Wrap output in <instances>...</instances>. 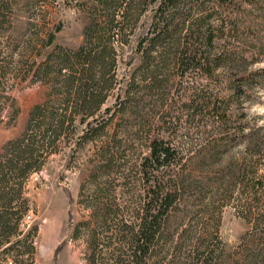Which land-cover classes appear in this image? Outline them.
Listing matches in <instances>:
<instances>
[{
    "label": "trees",
    "instance_id": "16d2710c",
    "mask_svg": "<svg viewBox=\"0 0 264 264\" xmlns=\"http://www.w3.org/2000/svg\"><path fill=\"white\" fill-rule=\"evenodd\" d=\"M32 1L24 5L20 0H0V90L9 77L24 80L29 75L49 89L31 108L22 134L7 141L0 152V264L34 263L39 227L26 228V216L33 210L26 182L59 152L61 138L79 131L77 138L85 143L102 142L112 119L126 113L138 118L139 106L150 107L157 127L155 134L145 131L148 152L130 167H136L143 194L138 195L131 221L125 216L128 207L118 206L108 188L94 190L90 222L95 227L88 235V262L218 264L222 250L214 253L211 247L219 238L216 228L212 232L201 221L195 231L191 220L214 189L225 187L231 197L236 189L234 198L240 204L241 196H255V189L264 186L258 168L220 163L222 154L237 143H244L246 151L256 150L247 103L254 85L264 82V66L250 67L264 62V0H141L143 7L136 0H65L88 15L76 50L56 45L61 25L44 35L35 28H44L45 11L41 0L34 1L39 7ZM155 1L145 34L134 45L139 63L121 81L119 53L134 36L146 4ZM257 25H263V41L246 47L242 35L255 32ZM48 47L53 48L45 50ZM117 85L114 107L105 108V119L102 106ZM174 85H185L186 91L174 99L173 116L160 113ZM4 108L0 104V114ZM183 116L197 132L185 133L182 145L159 134L164 123ZM138 126L144 128L143 123ZM111 137L113 143L101 150V167L107 172L126 152L117 129ZM68 198L71 203L69 193ZM201 212L207 220L215 213L207 208ZM254 216V230L245 236L247 247L237 252L236 264H264V212Z\"/></svg>",
    "mask_w": 264,
    "mask_h": 264
},
{
    "label": "rangeland",
    "instance_id": "374dc122",
    "mask_svg": "<svg viewBox=\"0 0 264 264\" xmlns=\"http://www.w3.org/2000/svg\"><path fill=\"white\" fill-rule=\"evenodd\" d=\"M24 5L29 4L30 0H20ZM35 1V0H34ZM32 1L31 5H36ZM43 1V2H41ZM40 7L44 10V28L37 26L42 35L47 30H54L58 25L62 29L56 33L55 43L64 48L76 50L83 41V29L88 22V15L85 11L76 10L73 1L65 0H41ZM158 1V0H157ZM142 5L141 0H136ZM155 2L146 4L145 13L141 14L140 21L135 28V34L130 42L120 51L117 60V76L123 81L124 75H129L139 63V53L135 50V43L140 35H144L145 31L154 14ZM19 17V16H17ZM263 25H257L255 32H250L248 36L242 35L241 41L250 47L252 44H259L262 38ZM262 33V34H261ZM258 37V40L256 39ZM253 48H256L252 46ZM48 47L45 50L52 49ZM242 50V46L238 47ZM36 51V50H35ZM248 51V50H246ZM256 51V49H255ZM42 59L37 58V60ZM264 66V62L252 64V69ZM20 77H9L2 85L0 90V104L5 106L0 114V152L2 147L9 140H12L24 131L28 114L31 108L42 102L48 92L46 83L38 80L33 75H29L26 79L20 80ZM122 83V82H121ZM117 85L111 92L102 106L101 115L107 118L105 108L114 107L115 97L118 92ZM171 89L167 102L160 108L161 112L166 111L173 116L174 99L181 92L186 91V86L182 85L180 89ZM185 98V97H184ZM247 115L252 123L251 144L256 145L255 152L246 151L244 143H237L232 146L220 158L221 167L228 164L234 166L240 162L251 168H258L257 175L262 176L264 181V82L254 85L251 92L250 102L247 103ZM169 106H172L170 109ZM149 106L137 107L141 111V116L135 118V113H126L123 118L115 117L110 124L108 136L102 139V142H83L77 138L79 131L69 132L68 135L61 138L59 152L48 157L44 167L38 173H33L26 182V192L33 203V210L29 212V218H26V228L37 224L39 227L36 237V254L33 264H89L88 255V235L92 228L95 227L90 222L93 203V192L97 187H101L104 191L109 189L112 200L118 206H127L126 218L134 219L135 209L138 206V195L143 194V185H141L140 176L135 169L130 167L141 162V157L148 150L145 147L144 137L146 134H155L157 127L150 116ZM158 112V114H160ZM174 115H178L175 112ZM157 116V115H156ZM169 120V119H168ZM170 122L164 123L163 130L159 134L169 137L171 143L175 141H185V133L195 135L197 132L196 125L190 124L185 116L180 120L177 118L170 119ZM187 120V121H186ZM143 123L144 128L139 127L137 123ZM189 123V124H188ZM148 126H151L149 130ZM117 129L119 135L122 136V144L126 146V152L123 158L114 160L112 168L108 172L101 167V150L106 149L108 145L113 143L111 135ZM119 139V138H116ZM253 139V140H252ZM78 140L76 143L75 141ZM74 149H72L73 145ZM101 145H103L102 148ZM121 150V149H118ZM115 151V150H113ZM109 155L111 151L108 152ZM108 153L106 158L109 157ZM121 152H116L114 158L119 157ZM140 156V157H139ZM118 167V169H116ZM101 169V170H100ZM132 171V176L129 173ZM127 176V177H126ZM198 176L199 172H198ZM241 187V186H240ZM215 193H210L204 201L205 205L198 206V213L191 220V228L198 231L200 222L207 224L208 229L213 232L216 228L218 235L217 242L212 240L211 247L215 248L214 253L219 249L222 250L218 264H236L237 252H242L247 247L245 236L254 230L255 214L259 211L264 212V186L256 188L255 196H241L240 204H236V199L230 196L229 189L221 187L214 189ZM72 201L69 202L68 198ZM214 195V196H213ZM239 205V206H238ZM207 208L209 213L215 211L214 216L208 220L202 216L201 210ZM201 214V215H200ZM218 217V218H217ZM216 220H219L217 224ZM87 222L89 225H79ZM77 237L73 236L75 229ZM102 240H106L107 233L100 235ZM220 250V251H221ZM107 254V251H104Z\"/></svg>",
    "mask_w": 264,
    "mask_h": 264
},
{
    "label": "built area",
    "instance_id": "2783aa9c",
    "mask_svg": "<svg viewBox=\"0 0 264 264\" xmlns=\"http://www.w3.org/2000/svg\"><path fill=\"white\" fill-rule=\"evenodd\" d=\"M30 215H27L26 218H29Z\"/></svg>",
    "mask_w": 264,
    "mask_h": 264
}]
</instances>
